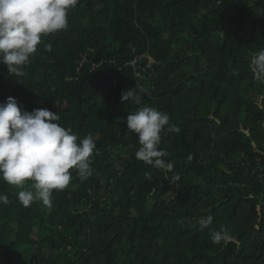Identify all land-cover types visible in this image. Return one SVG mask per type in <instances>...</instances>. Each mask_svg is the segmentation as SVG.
Listing matches in <instances>:
<instances>
[{
  "label": "trees",
  "instance_id": "1",
  "mask_svg": "<svg viewBox=\"0 0 264 264\" xmlns=\"http://www.w3.org/2000/svg\"><path fill=\"white\" fill-rule=\"evenodd\" d=\"M251 11L258 18L249 27ZM261 51L264 0H78L66 29L42 35L23 77L0 64V103L13 97L29 112H57L78 143L91 135L93 172L81 181L71 169L50 207L19 202L31 180L20 189L0 179L9 199L0 204V264H264V125L260 143L243 122L264 118V107L246 93L264 94L263 75L253 71ZM86 55L93 63L80 67ZM143 55L160 65L148 72L139 66L140 79L133 63ZM237 81L247 86L233 99L235 128L201 118L198 103L189 112L173 105L174 97L216 89L217 107L225 96L214 87ZM154 105L180 128L161 133L163 159L180 161L167 175L136 158L138 136L126 125L130 113ZM218 131L229 140L215 145ZM202 194L209 198L200 205ZM208 216L221 232H228L222 216L234 220L233 239L214 243L200 230Z\"/></svg>",
  "mask_w": 264,
  "mask_h": 264
},
{
  "label": "clouds",
  "instance_id": "2",
  "mask_svg": "<svg viewBox=\"0 0 264 264\" xmlns=\"http://www.w3.org/2000/svg\"><path fill=\"white\" fill-rule=\"evenodd\" d=\"M77 3L78 0H0V64L7 66L9 74L24 76L23 68L37 51L42 35L66 29L68 11ZM44 47L51 51V44ZM253 71L257 76L264 75V51L254 59ZM132 95L130 90L124 92L121 100L129 101ZM59 119L57 112L46 108L24 110L13 97L0 103V179L20 189H25L26 181L33 182L31 189L18 192L24 207L37 201L50 207L53 191L69 185L73 168L81 181L92 175L94 138L89 135L78 143L77 135L58 124ZM126 125L138 136L136 158L166 175L172 172L174 164L163 159L168 153L159 147L166 126L169 132H180L177 125L170 123L169 115L144 106L127 116ZM168 179L174 182L179 176ZM8 203V196L0 194V204ZM212 224V216L199 221L200 230L208 229L214 243L233 239L227 230L218 231Z\"/></svg>",
  "mask_w": 264,
  "mask_h": 264
},
{
  "label": "rangeland",
  "instance_id": "3",
  "mask_svg": "<svg viewBox=\"0 0 264 264\" xmlns=\"http://www.w3.org/2000/svg\"><path fill=\"white\" fill-rule=\"evenodd\" d=\"M258 16L255 12L251 11L250 12V16H249V20H250V25L251 26V22L254 21L255 19H257ZM183 49L186 51V48L183 47ZM84 62L85 63H93V58L90 57L89 55H86L84 57ZM136 66V73H137V78H144V72H148V71H154V65H160L159 63L155 62V60L153 58H151V56L149 55H143L141 57H139L137 60L134 61L133 63ZM144 65V67L142 68L144 70L140 71L139 66ZM264 78V75H263ZM246 83H240L239 81H237L235 84H233L232 86H228V85H217L214 88H217V93L219 97H224V102L220 103V105H218V109L217 107H215L212 104V96H214L213 91H215L214 89H208L207 91H205L204 94L202 95H197V94H193V93H186L184 97L181 98H177L174 97L173 100V105L175 106V108H179L181 110L184 111H190V109L192 108V104L194 103H198L197 109H198V114L200 115L201 118H210L211 116L213 118H215V120L217 121V123L221 124L223 122H226V124L231 127V128H235L238 126L235 116L233 114V99L236 96V94L242 93L244 90H246ZM246 93L248 94V96H251L252 98L254 97L255 99H258V103L259 105L263 108L264 107V94L261 96H254L252 94V92H248L246 90ZM144 107V106H143ZM155 107V105H154ZM218 110V111H217ZM244 127H245V132L249 133L250 135L254 136V138L260 142H261V134L262 131L260 130L259 126L261 124L264 125V118L262 119H258V121H253L252 119L248 118V120H244ZM254 123V124H252ZM252 124V127H250L249 125ZM211 128V127H210ZM168 138V137H167ZM215 139H216V143L215 145H218L219 142L221 141H228L229 138L227 137V134L221 131H218L217 133H215ZM173 141L171 139H166L164 141V146L171 148L173 145ZM263 147H264V143H262ZM118 153H120V151H114L112 153V159L115 160ZM123 155H125V151L121 152ZM169 157L173 158L172 153H169ZM174 159V158H173ZM228 161H230V159L228 158ZM180 161L174 159L173 163H179ZM232 162V161H230ZM209 198L208 195L206 194H202L201 195V202L200 205L204 204L205 201ZM220 221L227 227L228 232L229 233H234L236 231V226L234 224V220H230L227 219V217L222 216ZM192 234H198L199 236V240L200 241H204L205 240V232L204 231H199V230H193L191 232ZM190 235V236H191Z\"/></svg>",
  "mask_w": 264,
  "mask_h": 264
},
{
  "label": "built area",
  "instance_id": "4",
  "mask_svg": "<svg viewBox=\"0 0 264 264\" xmlns=\"http://www.w3.org/2000/svg\"><path fill=\"white\" fill-rule=\"evenodd\" d=\"M84 59V58H83ZM84 60H82L81 62H80V67H82V65H84ZM261 163V162H260ZM261 164H263V163H261Z\"/></svg>",
  "mask_w": 264,
  "mask_h": 264
},
{
  "label": "water",
  "instance_id": "5",
  "mask_svg": "<svg viewBox=\"0 0 264 264\" xmlns=\"http://www.w3.org/2000/svg\"><path fill=\"white\" fill-rule=\"evenodd\" d=\"M249 135V133H247Z\"/></svg>",
  "mask_w": 264,
  "mask_h": 264
}]
</instances>
